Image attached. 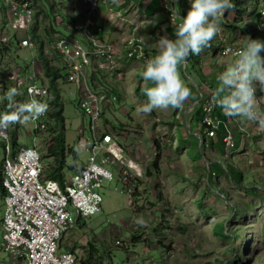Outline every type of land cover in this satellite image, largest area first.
Segmentation results:
<instances>
[{"label":"rangeland","instance_id":"rangeland-1","mask_svg":"<svg viewBox=\"0 0 264 264\" xmlns=\"http://www.w3.org/2000/svg\"><path fill=\"white\" fill-rule=\"evenodd\" d=\"M259 1L261 7L264 0ZM52 3L54 4V0H40L37 3L45 9L48 16L41 12L35 16L38 9L34 7L33 21H36L41 36L44 35L43 26H47L48 22L54 25V18L55 22L60 20L57 18L58 14L55 17V11L51 12ZM174 5L186 15L191 0H174ZM2 7L0 2V11ZM251 10L252 0H248L246 12L243 4H240L238 12L235 8L226 10L223 19L232 21L237 16L240 21L236 25H242L243 22L249 25ZM132 17L129 15L124 21L120 18L118 20L131 25L129 20ZM12 23L13 20L5 10L4 15L0 16V47L10 48L7 52H0V75L4 88L9 87L10 77L15 71L27 68L28 61L33 57L36 62L37 58L36 46L32 50L19 46L16 39L21 38L23 31L20 28L14 29ZM56 28L60 35H70L65 28ZM226 32L230 36L231 32L228 34L227 30H220L222 35ZM235 34L236 43L242 40L239 36L245 39L239 31ZM13 35L16 37L13 38ZM215 39L199 55L190 54L187 69H181L182 79L192 93L199 96L198 100H204L202 104L213 94L218 84L217 77L225 68L223 57L219 61L213 49ZM232 53L230 51L229 56L232 57ZM261 55L264 56V52ZM50 60L56 68L63 66L61 58L55 53ZM138 63L143 67L141 62ZM36 66L34 69L38 76L49 87V81L41 73L38 60ZM128 77L120 83L114 79L115 75L104 77L107 88L116 87L120 96L112 105L106 107L101 121L114 133H118V140L125 143L128 152L141 163L142 176L137 178L135 190L129 197L115 189L118 182L117 173L114 171V178L105 181L99 189L102 196L100 209L90 216L78 218L79 225L62 236L61 250L67 246L74 253L76 264H264L262 129L257 123L230 117L232 123L228 129L232 140L234 142L237 139L242 147H228L222 155L209 145L200 147L202 142L197 132V121L200 119L201 122L203 114L197 108L200 103L198 100L194 103L192 100L185 101V106L176 110L157 109L145 114L139 111V107L147 100L143 93L144 83H141L140 76H133L134 83L129 82L131 79ZM256 88L260 91L258 84ZM55 89L62 104L64 140L66 145L77 151L78 158L73 162L76 167H80L88 157L85 150L88 130L87 120L77 105L79 90L75 84L62 78L55 82ZM116 91L112 90V94ZM257 91L256 96L259 99L261 95ZM260 106L264 109L262 104ZM179 109L180 114L176 115L175 111ZM185 112H188V119H183ZM54 125L56 121L50 117L47 127L53 129ZM32 128L31 122L18 124L16 137L19 144H32L31 137L26 134L28 132L31 135ZM160 136L162 144L158 152L153 145V139H160ZM42 137L43 134L37 136L36 144L43 153L45 146ZM129 139L133 142L129 143ZM176 140H179L178 148L182 147L180 152L173 144ZM157 154L156 167H152L151 163ZM3 155V143L0 141V166ZM219 160L230 170L231 165H238L243 169L241 183L231 179L225 170L222 173L215 166H211L212 163L219 164ZM71 161V158L67 159L68 163ZM42 163L46 167L48 160L42 159ZM207 170L214 173H209L207 177ZM72 173L73 171L66 170L67 176ZM231 206L233 209H230ZM3 208L0 196V219ZM140 217L147 222L146 226L141 227L135 223ZM222 223L223 232L227 234L240 228L236 231L243 234L245 242H236L228 235L223 236L219 226ZM65 241L67 243L64 245ZM89 243H92L91 247ZM0 264H11L1 247V225Z\"/></svg>","mask_w":264,"mask_h":264},{"label":"built area","instance_id":"built-area-1","mask_svg":"<svg viewBox=\"0 0 264 264\" xmlns=\"http://www.w3.org/2000/svg\"><path fill=\"white\" fill-rule=\"evenodd\" d=\"M84 1L87 3V10L82 18L70 19L67 24L78 36L65 35L45 40L43 54L50 59L54 58V53L58 55L63 62L59 73L65 81L75 84L79 90L77 105L87 120L85 150L88 157L72 175H65L62 185L45 175L41 151L36 140L38 135L43 134L42 139L45 138L46 141L51 133L47 127L51 117L50 106L44 116L31 122L32 134H26L31 137L32 144L18 143L12 148L9 140L10 130L8 129L5 135H0L4 151L0 182L5 191L2 196L4 208L0 219L1 247L11 264H76L73 252L66 246L61 250L62 236L75 226L77 217L90 216L100 209L102 196L99 189L105 181L114 178V171L117 173L118 182L115 189L129 197L135 190L137 178L142 176L141 163L128 152L126 144L118 140V133H114L101 121L105 107L112 104L116 99L115 95L94 89L90 76L94 71L111 75L118 71L119 65L127 64L130 60L141 62L144 68L149 57L138 31L143 23L148 25L149 21L138 17L130 19L129 33L120 40V50L117 47L119 41L113 43L105 38L97 21L98 10L110 4L109 1L112 0ZM113 1V6L106 7L108 14L112 16H107L108 19L112 22L128 19L127 13L124 15L120 9H116L124 0H117V3ZM0 2L13 20L12 27L20 28L24 33L18 40L19 46L34 49L35 42L28 33L33 18L30 0ZM159 3L167 14L170 26H176L180 21L175 15L177 10L173 0H159ZM258 11L260 17L257 27L264 30V5H261ZM218 34L222 42H225L226 36L220 32ZM3 39L5 40L4 37ZM237 49L232 45H225L220 54L231 61ZM230 51L233 52L232 57L229 56ZM36 62L32 57L27 68L15 71L10 77L11 87H17L22 92V102L34 97L49 105L51 90L34 69ZM3 88V83L0 82V95ZM210 96L212 95L206 98L201 109L203 132L213 137L215 130L222 124L225 148L232 147L234 142L228 129L229 122H223L214 114L215 103ZM200 141L202 142L201 138Z\"/></svg>","mask_w":264,"mask_h":264},{"label":"clouds","instance_id":"clouds-1","mask_svg":"<svg viewBox=\"0 0 264 264\" xmlns=\"http://www.w3.org/2000/svg\"><path fill=\"white\" fill-rule=\"evenodd\" d=\"M62 1L58 0V3ZM32 7L34 15L33 4ZM234 7L233 0H191L186 15L180 17L178 12H175L180 22L174 29V38L166 35L159 37L156 41V54L146 60L140 73L144 81L143 93L147 97L146 102L139 107L140 112L147 114L157 109L180 108L189 98L195 99L191 88L181 77V69H187L190 54L199 55L217 35L219 36L225 11ZM257 29L264 32L258 27ZM28 33L32 38L30 28ZM14 37L16 36L13 35ZM18 40L16 39L17 42ZM261 52H264V42L248 37L244 39L233 59L218 75V84L212 94V102L220 106L227 116L257 123L261 129H264V109L260 106L264 103V97L258 99L256 96L257 84L259 90L264 92V56ZM120 72L118 69L111 75L100 73L104 77L115 75L114 79H116ZM97 89L113 93L111 89L105 90L99 84ZM21 95L22 92L17 87H9L0 95V104L4 105V110L0 111V135H5L7 130L16 124L34 122L48 112L47 102L34 97L19 102L17 97ZM113 95L117 100L116 92ZM135 223L141 227L147 224L143 217L138 218Z\"/></svg>","mask_w":264,"mask_h":264},{"label":"trees","instance_id":"trees-1","mask_svg":"<svg viewBox=\"0 0 264 264\" xmlns=\"http://www.w3.org/2000/svg\"><path fill=\"white\" fill-rule=\"evenodd\" d=\"M128 1L129 0H124V3L119 4L117 6V8H119L120 5L121 6L122 5H127ZM31 2H32L33 6L34 7L36 6L37 9H38L36 11L35 16L38 13H40V12L43 13L44 16H48L46 11L41 7V5H39V4L37 5L38 2L40 3V0H31ZM115 2H116V0H115ZM247 2H248V0H233V4L235 5L234 8L238 12V7L240 6V4H243L244 10L246 12L247 11ZM259 2H260L259 0H252V10H251V14L252 15L250 17L251 18V23L249 25L247 23H244V22L242 23V25L241 24L236 25V23L238 21H240L237 18V16L234 17L232 21H226L225 19H223L224 22L220 25V29L221 30H227L228 34L230 32L231 33L229 34L230 36H228L227 32H226L225 35L227 36V38H225V42H222L221 38L217 35L215 37L216 38L215 39V45H214L215 47L213 49L215 51V54L218 55V60L219 61L223 57L224 66L226 64H228L230 61H228V57H226L225 55L223 56V55L220 54L222 49H223V47L225 45H232L233 47H235L237 49L244 42V37L243 36L242 37L239 36V38H241L242 40H241V42L236 43V41H235L236 40L235 39L236 34L235 33H237V31H239V33L241 35H244L245 39H246V37H248V38H251V39H254V40H260L261 42H264V33L260 32L257 29V24H258L259 17H260V14H259V11H258V7H260L259 6ZM109 3L113 4L114 1L113 0L109 1ZM179 5L181 7V2H179ZM263 5H264V1H263ZM108 6L109 5H106L105 7H108ZM50 9H51V12H52L53 11V7H52L51 4H50ZM160 9L163 11V9L161 7H160ZM176 12H178V15L180 17L184 16L182 14V11H180L179 9ZM149 14L150 13H146V15H149ZM166 21H167L166 22L167 29L171 30V32H173L172 34L174 35V29H175L176 26H173V27L170 26V24L168 22L167 14H166ZM101 27H102V32H103L104 25H101ZM42 29H43V32H44L43 36H45V38L46 37L47 38H52V37H54V34L58 32V30H56L54 28V25L51 24L50 22L47 23V26H43ZM30 33L32 35L33 41L36 44L37 60L39 61V63L42 66L44 76L46 78H48V81H49V88H50V90L52 92V98L50 99V102H49L50 115L53 118V120L56 121V125H54L55 127H53V129L50 128L51 130L49 129L51 131V133H50L49 137L47 138V140L45 142H44V140L42 141L43 142V146H45V148H43V153L41 152V157H42V159L48 160V163L46 164V167L43 164L44 172H45V175L47 177L57 180L62 185L63 181H64V177L66 175V170H71V171L75 172V171H77L80 168V167H76L74 165V162H73V161H75L78 158L77 151L75 150L74 147L66 145L65 140H64V118H63V115H62V104H61L59 95H58V93H57V91L55 89L56 80H58L59 78H62L64 80V78L59 73V69L54 67L51 64L50 59H48L47 56H45L43 54V46H44L43 39H42L43 37L41 38V35L38 33V28H37V24H36L35 20L33 21L32 25L30 27ZM81 41L85 42L84 39H81ZM9 48L10 47H8V46H5L3 48L0 47V52L1 53L3 51L7 52L9 50ZM207 48L208 47H206V49ZM220 55H221V57H220ZM0 80H1L0 82L3 83L1 75H0ZM90 82H91V84H92L94 89H97L98 84L102 85L103 89H105V90L107 88L106 83L104 81V75H102L99 71H94L92 73V75L90 77ZM10 83H9V87H11ZM8 88L7 87L3 88V91H1L2 92L1 94H3V92L6 91ZM111 90L116 91V87L114 89H111ZM257 92H258V94L261 95V97H264V92H261V91H257ZM116 93H117V96L119 98L120 94L118 92H116ZM193 96L195 97V99H192V98H189V99L192 100V101H196V100L199 99L198 95L193 94ZM257 98H258V96H257ZM21 99H23L22 96L17 97V100H19V102H22ZM203 101L199 100L200 103L198 104V107H197L198 109H202V107H203L202 102ZM261 104L264 106V103H261ZM3 110H4V105L0 104V111H3ZM175 110H176V108H175ZM213 112L218 117V119H220V120H222L223 122H226V123L229 122L230 116H227L223 112V110H222V108L220 106L215 104ZM197 122H198V130H197V132L199 133L200 138L202 140V143H201L200 147H202V145H204V146L205 145L206 146L209 145L212 149L220 152L221 155L225 154L226 148H225L224 142L222 140V138L224 136L223 125L222 124L219 125L218 129L215 130V135L212 137V136H207L203 132V124L200 122V119ZM17 128H18V124H16V125H14V126L9 128V130H10V132H9V137H10L9 140H10V144H11L12 148L17 146V144L19 143V141H18V139L16 137V129ZM261 132L264 133V129H262ZM255 134H256V132H255ZM161 144H162L161 143V136H160V139H158L157 137L153 139V145H154V147L156 148V150L158 152H159V150L161 148ZM233 146H234L233 147L234 149H238L239 146L242 147V145L240 144V142L237 139H235V141L233 143ZM68 158L72 159V161L69 162V163L67 162ZM157 159H158V154L155 155V157H154V159H153V161L151 163L152 167H156V160ZM220 161L221 160H219V164L218 163H215V164L212 163L211 166L212 167L215 166L222 173H224L223 171L225 170L226 174L227 175L229 174L231 179H233L234 181L238 182V184L241 183L242 175H244L243 169L239 168L238 165H231L232 166V170H230L228 167H225L223 165V163L220 162ZM209 170H207L208 171L207 172V177H209V175H210L209 173H212V174L214 173V171L209 172ZM0 180H1V177H0ZM244 188H246V187H244ZM4 192L5 191H4L3 187L1 186V182H0V196H1V198L4 195ZM230 209H233V207L231 206ZM233 211H235V210H233ZM78 218L79 217H77V219ZM219 226L221 227L223 236H227L228 235V237H231L230 239H233L236 242L237 241H239L241 243L245 242L243 234H240V233H238L236 231V230H238L240 228H235L234 232H230V233L227 234V233L223 232V223L221 225H219ZM88 245H89V247H91L92 243H89Z\"/></svg>","mask_w":264,"mask_h":264},{"label":"crops","instance_id":"crops-1","mask_svg":"<svg viewBox=\"0 0 264 264\" xmlns=\"http://www.w3.org/2000/svg\"><path fill=\"white\" fill-rule=\"evenodd\" d=\"M116 3H117V0H116ZM159 4H160L159 0H129L127 2V5H122V6L120 5L119 8H116L117 5L115 6V8L120 9V11H122V13L124 15H126V13H127L128 17H129V15H131V16H133L132 18L138 17V19H147L149 21L148 25H146V26L142 25L140 30L138 31V35L141 36L143 41H144V46L146 49L147 57H149V58L156 54V52H157L156 41L159 39L160 36L166 35L170 38H172V37L174 38V35L172 34L173 32H171V30L167 29L166 14H165V12H163L160 9ZM51 5L54 8L53 12L55 11V17L58 14L57 18H60V20H59L60 22L59 21L55 22L56 18H54V22H53L54 28L57 30L56 26H59L61 28H65L68 31V33H70V36H74V35L78 36L70 30V28L67 26V24L69 23L70 19L76 20V19L82 18L85 11L87 10V3L84 0H73V1L72 0H63L62 2H59V3H58V0H54V4L52 3ZM108 5H109L108 7H111L114 4H108ZM54 6H56V7H54ZM146 13H150V14L146 15ZM3 15H4V8L1 9V11H0V16H3ZM97 15H98V17H97L98 23L100 25H104L103 36L113 43L119 41L117 47H118V49L121 50L120 40L124 39V37L128 35L130 25L123 23V22L121 23L119 21H114V20H113L114 23H112V21L110 19H108V17L112 18V16H111V14H108V10L105 6H102L98 10ZM74 18H76V19H74ZM38 33H39V30H38ZM39 34L41 35V33H39ZM59 35L60 34L57 32L54 34V37L59 36ZM42 37L43 36H41V38ZM42 39L45 41V40L51 39V38L43 37ZM119 67H120L119 69L121 72L116 77V81L119 83L121 80H124L125 77H128L129 74H132L134 77H137V76H140V73L143 71L142 66L139 65V63L136 62L135 60H130L127 64L124 63L123 65H119ZM133 76L128 77V79H131V81H129L131 83H134V77ZM140 81H141V83H144L141 76H140ZM138 86H140V85H138ZM120 88L122 89V86H120ZM116 92H118V91H116ZM116 95H117V93H116ZM117 99H118V96H117ZM188 100L190 101V99H188ZM193 103H194V101H193ZM197 103H198V101H197ZM183 106H185V103ZM188 112H185L182 115L183 119L185 117H186V119H188ZM175 114L176 115L180 114V109L177 112L175 111ZM236 119H237V117H236ZM185 123H186V121H185ZM231 123H232V121H230V125H231ZM135 131H137V129ZM131 142H133V140L129 139V143H131ZM173 144L176 145L175 149L179 150V152H180L182 147L180 149L178 148L179 147L178 146L179 140L178 141L176 140V142L175 143L173 142ZM78 221L79 220L77 219L75 226L79 225ZM67 234L68 233H65L64 235H67ZM66 243H67V241H65L64 245ZM61 246H62V244H61Z\"/></svg>","mask_w":264,"mask_h":264}]
</instances>
